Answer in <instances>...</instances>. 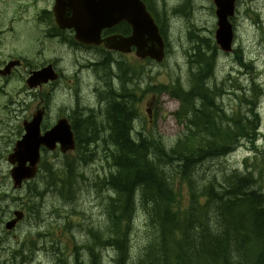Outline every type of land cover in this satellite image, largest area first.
<instances>
[{"label":"trees","instance_id":"16d2710c","mask_svg":"<svg viewBox=\"0 0 264 264\" xmlns=\"http://www.w3.org/2000/svg\"><path fill=\"white\" fill-rule=\"evenodd\" d=\"M215 61L213 53L208 56L198 48L188 87L177 82L147 89L166 92L181 101L177 117L182 123L187 121L186 131L172 145L146 123H141L137 138L133 136L138 126L134 110L128 100L121 99L125 96L118 92L121 89L111 83L114 74L108 78V87L114 90L100 101L101 108L87 109L86 116L74 114L79 135L77 156L45 161L34 196L41 198L45 193L41 188L57 189L56 198L73 201L70 191L76 187L73 178L78 177L73 173L103 148L113 170L88 184L95 182L94 187L104 196L105 223L87 229L88 241L75 249L78 264H84L86 254L91 264H102V253L97 250L104 245L116 251L115 264H130L128 235L139 213L150 219L156 240L141 264H264V191L259 178L252 172L223 173L220 181L214 175L201 178L205 181L202 185L195 176L200 164L227 156L243 139L255 142L260 125L254 102L250 116L240 111L225 114L218 102L223 101L225 86L210 79L215 76ZM117 77L127 91L130 78ZM28 201L29 210L38 214L36 202Z\"/></svg>","mask_w":264,"mask_h":264},{"label":"rangeland","instance_id":"374dc122","mask_svg":"<svg viewBox=\"0 0 264 264\" xmlns=\"http://www.w3.org/2000/svg\"><path fill=\"white\" fill-rule=\"evenodd\" d=\"M192 9L187 10V16L183 14H174L169 13L171 28L170 33L168 34L170 38V50L167 57V60L162 64L154 65H145V73L143 76L146 83H152L153 85L158 84H171L177 83L178 81L184 82V85L189 84L190 80V71L191 64L188 58L187 52L191 50L192 43L189 41V32L193 31L194 28L199 29L198 32L203 36H208L213 38L214 31L216 29V16L215 10L213 9L212 0H191ZM155 6L157 8H174L178 5L186 3V0H155ZM239 13V30H238V40L236 47L240 49L239 54L242 56V61L245 65H242L237 56H231L230 54L222 53L219 56L217 61V66L215 69L216 78L223 80L226 83L225 88H228V91H231L233 88L232 83L238 81L243 86L251 85V78L253 76L252 66L255 67V71L262 75L264 78V0H241ZM0 11L5 13L4 17L0 12V22L3 20L4 26H9L11 24V18H19L20 16L23 19V23L26 29H29L30 24L28 23L29 17L32 16V13L26 15H21L16 12L14 5L9 0L6 8L0 6ZM16 23L14 22V25ZM7 34V35H6ZM192 34H194L192 32ZM21 36L18 34L17 30L14 29L11 32L8 29L5 32V36L0 42V64L5 58H9L12 55L20 54L23 50L35 51L34 45L31 43H25L24 40L21 41ZM39 50L38 54V65H41L45 61L49 60L55 55H63L66 57V62L70 61L69 54L61 50L60 45L55 41L44 40V45H39L37 47ZM248 64V65H246ZM21 75H16L11 81L0 82V88L3 86L4 91L0 89V209H10V206L14 205V201L10 198L13 197L12 194V181L10 178V169L11 165L8 162V156L10 154L9 150H12L17 140L16 137L18 132L21 130L22 122L25 118H28L29 114L32 115L36 111L38 104H48L49 105V116L47 117V123H52L54 119L57 118L58 108L57 103L66 101V94L68 91L65 89L66 80L60 82L61 86L59 87L60 91L44 90L42 93H38L34 90H29L27 85H25V78L27 76L28 70L25 68L21 69ZM231 75V80H229V74ZM244 73V75H243ZM263 81V80H261ZM144 83L143 87H147V84ZM187 83V84H186ZM100 86V85H99ZM28 88V91H27ZM54 89V88H53ZM117 89V88H116ZM101 91L111 92L110 87H105L102 85ZM224 95L223 104L227 113L231 115L233 112L239 110L240 98L233 93L228 92ZM234 92V91H231ZM237 92V91H235ZM47 93L49 95V102L47 99ZM86 94V93H85ZM84 94V95H85ZM237 94H240L237 92ZM35 95V96H34ZM41 96L46 99V102L42 101ZM109 96V95H108ZM153 98H155L153 100ZM69 99V98H68ZM153 100L154 104H151L149 101ZM21 105H20V103ZM222 102V101H219ZM17 108V113L10 111L9 109ZM52 107V109H51ZM180 107V102L177 99L172 98L166 93L161 94H149L146 97L142 98L140 104V112L142 114V119L145 123L150 122L149 114L147 109H151V114L153 116L151 126L155 127L156 132L161 133L164 137L163 139L168 143H172L181 132L184 131V124H181L176 119L175 112L178 111ZM81 116L87 115V109H94L95 104L91 103L88 100H84L80 104ZM244 110L248 108L244 105ZM260 115L262 118L261 124V136L262 138L256 143V148L252 147L251 142H245L243 147L238 148L233 153L224 156L222 158H214L204 162L200 165L196 172L195 176L198 178L210 179L213 175L218 181L222 180L223 173L232 174L238 172L239 174L244 175L248 169L246 167V162L249 164L250 169L254 173L255 177L259 178V184H261L264 191V98L260 103ZM21 126V127H20ZM90 149H94V145H90ZM253 151H250L252 150ZM103 148L98 149L100 155L105 154ZM49 160L54 162V153L49 154ZM48 157V156H47ZM105 157V155H104ZM107 159H95V162L89 165L79 164L76 168V173H73V179L75 181L74 187L71 192V197L74 196V202L76 203L72 208L70 206L64 210L63 217L67 215L69 209H76L77 211H85L87 218H82L80 225H73L68 234H75L76 236L80 235L81 225L87 224L88 228L94 226L96 229L104 222V217H102L101 205L102 196L97 194L96 190L89 185V180H96L100 174L104 175L109 168L106 166ZM252 164H257V166L252 167ZM104 166V167H103ZM113 170V169H110ZM109 173V172H108ZM81 175H85L88 179L85 181ZM101 175V176H102ZM198 178V179H199ZM201 184L204 185L205 181H202ZM55 191V192H54ZM59 190L49 189L48 193H45L46 197L35 198L36 202L39 204L46 205H57L60 198H56L55 195ZM4 193H6V200L4 204ZM60 193V192H59ZM57 196V195H56ZM8 198V199H7ZM3 203V204H2ZM96 210L94 209V206ZM16 206L13 207V209ZM12 209V210H13ZM0 211V215L2 212ZM12 212V211H11ZM44 213V214H43ZM41 213L44 217H48V221L45 219L41 220H29L24 219L18 224L13 231L8 232L9 235L23 237L29 232L36 234L38 231L44 232L49 231L50 233H56L59 231H64L67 229V225L61 228L62 225L67 223L68 218H52L53 215L47 216V212ZM139 219L136 220L134 225V233L131 235V246H133V253L137 256L143 245L147 242L146 235H144L145 228V218L143 215H139ZM57 219V220H55ZM46 222L50 223L49 227L46 228ZM61 225V226H60ZM103 230V229H102ZM71 232V233H70ZM7 231L3 226L0 228V249H5L7 251H0V264H7L6 259H10L11 254L14 257V249L16 247V242L11 238V244L15 245L14 247L9 246L10 239L8 237ZM63 235V234H62ZM84 237V236H82ZM62 239H64L61 236ZM105 240V239H104ZM66 241V240H65ZM40 241H36L39 245ZM41 243V242H40ZM41 246V245H39ZM98 246V250L102 253L101 262L103 261V254L109 253L110 255L114 251V248H110L106 245ZM51 248V247H49ZM109 248V249H106ZM105 250V252H104ZM116 254V253H115ZM29 258L32 256V260L29 264H52L47 261L46 254L44 250H37L30 252L29 250L26 253V256ZM54 256H58L55 252ZM134 260V259H133ZM133 260L131 259L130 264Z\"/></svg>","mask_w":264,"mask_h":264},{"label":"water","instance_id":"95a60500","mask_svg":"<svg viewBox=\"0 0 264 264\" xmlns=\"http://www.w3.org/2000/svg\"><path fill=\"white\" fill-rule=\"evenodd\" d=\"M219 16L218 42L224 50L231 49L232 24L229 17L234 15L235 0H215ZM56 18L63 28H75L77 39L85 44H101V31L111 27L121 20H126L134 28L133 36L124 40L126 46H138V54L142 57L150 56L158 61L164 57V42L153 18L147 12L141 0H57L55 6ZM150 37L154 44L145 46L146 37ZM109 47H116V37L111 38ZM112 41L114 44H112ZM144 44V45H143ZM53 71L45 68L34 72L32 80L48 82L55 79L56 75L49 74ZM42 112H38L30 123H25L27 133L15 146L14 153L9 156V161L15 164L11 176L15 186L34 178L38 172L41 161V148L55 150L58 144L63 152L75 149L76 144L71 125L67 119H61L51 129L41 133ZM16 221L8 224L11 228Z\"/></svg>","mask_w":264,"mask_h":264},{"label":"flooded vegetation","instance_id":"af4514ba","mask_svg":"<svg viewBox=\"0 0 264 264\" xmlns=\"http://www.w3.org/2000/svg\"><path fill=\"white\" fill-rule=\"evenodd\" d=\"M52 6H54V0H48ZM52 6L41 8L38 10V16L37 21L39 22V25L42 27V31L40 36L43 35L47 39H53L56 40L60 46H62V49L67 51L68 53H71L70 55V61L66 64L65 63V57L55 55L49 60L45 61L41 65H32L28 60L25 58H21V62L13 67L7 75H2L0 72V82L3 81H11L17 74L21 75V68H25L28 70L27 76H26V82L28 83V74L34 70L44 67L45 65L52 64L53 67L56 69V71L59 74V78L55 82H50L48 84H42L37 87H28L31 90H34L38 93H42L44 89L47 87V90H59V87L61 86L60 82L62 80H66V86L65 89L68 91V98L66 97V101L71 103H65L64 101H61L60 103H57L58 111L63 112L65 111L67 116H74V114L77 113L80 114L81 108L80 104L86 99L90 101V104H95L94 109L101 108L103 103H100L104 98L108 97V92L101 91L102 85L105 87H108L109 85V76L110 74H114L113 82H111L114 85V81L118 80L120 74L123 75L122 70L117 69V65L119 66V63L124 60L126 55H122V53L118 50L109 49L106 47L105 44L101 46H95V45H85L82 43H79L75 39V31L74 30H63L60 29L57 25H55L54 22H52L50 19H44L41 18L40 15L46 13V12H52ZM127 26V28H125ZM132 33V27L128 25L125 22H121L115 27L111 29H105L102 32L103 38H108L110 36L115 35H122V36H129ZM40 36L36 38V40H40ZM43 42V40H42ZM9 60H4V62L0 65V71L4 69ZM12 61V60H11ZM10 61V62H11ZM117 64V65H116ZM118 74V75H117ZM74 83V84H73ZM100 85V86H99ZM116 88V86H115ZM121 91L123 90L121 87H119ZM118 88V89H119ZM4 91V87L2 86L0 88ZM110 90H114V88L110 87ZM117 90V89H116ZM28 91V90H27ZM120 92V91H119ZM86 93V94H85ZM85 94V95H84ZM119 95V93L117 94ZM35 96V95H34ZM42 101H44L43 96H41ZM124 100V97L122 98ZM125 100L129 101V97H126ZM20 103V102H19ZM21 105V103H20ZM69 106V107H67ZM43 108L45 109V120H47L48 110L49 106L45 104H38L37 108ZM71 107V108H70ZM92 109V108H91ZM10 111H13V108L9 109ZM38 110V109H37ZM15 113L17 112V108L14 110ZM59 112V113H60ZM34 112L29 114L28 119H31ZM63 117V116H62ZM61 118V116L58 115L56 119L53 121H57ZM25 118L24 120H26ZM23 120V121H24ZM23 123V122H22ZM72 128L75 132V134L79 137L77 131L74 129V124L72 123ZM24 130L21 127V130L18 132L21 136L23 134ZM97 149V148H96ZM95 149V150H96ZM98 150V149H97ZM23 209V208H22ZM24 210V209H23ZM25 211V210H24ZM26 213V211H25ZM26 216V215H25ZM8 218H13V214H11L7 218H3V221L8 220ZM26 218V217H25ZM24 219V217H23ZM22 219V220H23ZM1 221V220H0ZM20 223V222H19ZM18 223V224H19Z\"/></svg>","mask_w":264,"mask_h":264},{"label":"bare ground","instance_id":"6f19581e","mask_svg":"<svg viewBox=\"0 0 264 264\" xmlns=\"http://www.w3.org/2000/svg\"><path fill=\"white\" fill-rule=\"evenodd\" d=\"M8 199V198H7ZM3 204V203H2ZM142 208V207H141Z\"/></svg>","mask_w":264,"mask_h":264}]
</instances>
